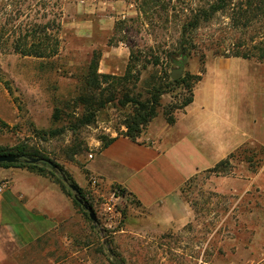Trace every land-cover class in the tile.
Masks as SVG:
<instances>
[{
	"label": "rangeland",
	"instance_id": "rangeland-1",
	"mask_svg": "<svg viewBox=\"0 0 264 264\" xmlns=\"http://www.w3.org/2000/svg\"><path fill=\"white\" fill-rule=\"evenodd\" d=\"M132 1L136 14L130 15L125 0H110L105 8L96 0H51L56 3L54 12L58 15L55 30L59 52L46 58L0 53V146L35 148L53 159L61 170L73 162L83 165L102 140L125 131L124 109L113 102L98 110L91 123L73 125L83 112L75 97L85 91L87 70L95 54L97 72L119 75L125 71L130 48L146 50L153 46L154 54L163 60V51L176 43L174 18L163 23L161 15H141L137 0ZM172 2L178 7L196 0ZM101 13L112 16L105 18V28H101ZM213 56V50L206 49L203 59L197 52L175 59L185 58L178 78L201 75L203 61ZM178 67L177 62L165 66L160 60L155 65L148 61L140 71L135 91L145 93L143 80L150 74L156 82H164L163 71L170 76ZM178 86L167 84L163 89L155 117L164 118L165 108L188 95L187 89ZM55 112L57 119L53 118ZM74 144L83 149L69 160L66 154ZM260 145L247 143L234 153L228 173L206 169L193 176L182 193L193 216L179 229L152 238L113 235L99 225H95L99 231L94 230L93 222L83 215L79 234L82 240L74 244L82 243L87 248L69 256L67 264H264V150ZM52 170L61 177L57 169ZM83 192L98 211V196ZM106 238L112 254L103 243Z\"/></svg>",
	"mask_w": 264,
	"mask_h": 264
},
{
	"label": "crops",
	"instance_id": "crops-1",
	"mask_svg": "<svg viewBox=\"0 0 264 264\" xmlns=\"http://www.w3.org/2000/svg\"><path fill=\"white\" fill-rule=\"evenodd\" d=\"M109 2L96 0L103 8ZM125 2L126 13L136 14L133 1ZM100 15L105 28L112 16ZM173 117L172 123L153 118L135 139L116 135L106 147L96 145L83 165L63 168L87 195L114 185L127 193L123 231L117 234L152 238L183 227L193 216L181 193L185 181L247 143L264 146V63L237 56L207 59L191 102ZM91 177L98 180L95 188ZM2 181L0 264H67L69 256L83 253L87 246L74 244L82 240L83 213L55 180L0 166Z\"/></svg>",
	"mask_w": 264,
	"mask_h": 264
},
{
	"label": "trees",
	"instance_id": "trees-1",
	"mask_svg": "<svg viewBox=\"0 0 264 264\" xmlns=\"http://www.w3.org/2000/svg\"><path fill=\"white\" fill-rule=\"evenodd\" d=\"M50 2L51 0H0V53L11 51L23 56L46 58L59 52L60 40L55 30L58 25V15L54 12L56 3ZM136 3L138 13L141 15L155 14L157 17L161 15L163 23H166L169 18L171 20L174 18L173 21L178 28L176 43L171 49L163 51V60L159 55L154 54L153 46L146 50L130 48L125 71L119 75L97 72L98 58L95 54L92 59L93 65H90L87 70L85 91L75 97V101L82 105L83 112L73 127L91 123L98 110L104 108L107 103L113 102L125 112L122 123L125 131L118 134L135 139L157 115L159 98L163 89L167 87V84H176L184 90L187 89L188 95L180 103L170 105L163 110L166 121L172 123L173 110L182 109L191 102L192 89L201 79V75L187 74L171 80L169 73L164 70L162 73L164 82L162 80L156 82L155 76L150 74L143 80L145 93L135 91L140 79V71L145 68L148 61L155 65L160 60L166 66L177 62L175 59L179 57L191 55L192 52H197L203 59L205 50L212 49L215 56H237L264 63V0H196L194 4L178 7L173 5L172 0H137ZM138 62H141L140 67L137 66ZM53 118H58L56 112ZM114 138L115 136L102 140L100 148L106 147ZM82 149L80 144L71 145L66 154L67 158L71 160L70 156L80 153ZM260 149L264 150V146L260 145ZM1 153L53 160L35 148L20 144L11 147L0 146ZM233 156L234 153L229 154L207 171L228 173ZM251 159L252 156L247 160ZM53 163L57 164L54 161ZM0 166L23 167L48 175L71 196L73 203L90 220L87 211L76 201L69 187L54 173L50 165L19 161L2 162ZM61 171L69 182L74 183L64 169ZM193 176L185 181L181 187V193L184 191V186L194 178ZM79 191L81 198L93 207L80 187ZM91 226L99 231L95 225Z\"/></svg>",
	"mask_w": 264,
	"mask_h": 264
},
{
	"label": "built area",
	"instance_id": "built-area-1",
	"mask_svg": "<svg viewBox=\"0 0 264 264\" xmlns=\"http://www.w3.org/2000/svg\"><path fill=\"white\" fill-rule=\"evenodd\" d=\"M90 156V155H89ZM91 183L94 188L98 185L96 177H91ZM6 182L0 183V192ZM96 193V192H95ZM98 195V193H96ZM99 206L96 215L99 220V226L110 234H117L123 231V208L128 202L127 193L117 185L111 186L105 193L98 195Z\"/></svg>",
	"mask_w": 264,
	"mask_h": 264
},
{
	"label": "water",
	"instance_id": "water-1",
	"mask_svg": "<svg viewBox=\"0 0 264 264\" xmlns=\"http://www.w3.org/2000/svg\"><path fill=\"white\" fill-rule=\"evenodd\" d=\"M185 61V58L182 60L177 61L179 64L178 69L172 70L170 73V77L172 79L178 78L182 72L183 69V63ZM19 161L24 162H31V163H41V164H48L52 169H57L59 173L61 174L62 180L67 184V186L71 189L73 192V196L76 199V201L83 206V208L87 211L88 217L93 222L94 225H99V220L97 218V215L91 205H89L86 201H84L80 196L79 188L72 182L68 181V178L63 174V172L50 160H44L38 157H22L21 155L17 154H8V153H1L0 154V163L7 162V163H16ZM103 243L107 245V251L112 254V249L109 246V240L106 238L103 240Z\"/></svg>",
	"mask_w": 264,
	"mask_h": 264
}]
</instances>
